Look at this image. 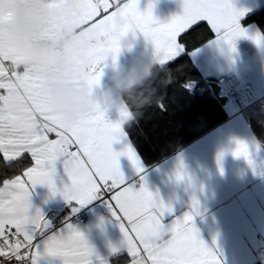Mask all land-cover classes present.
I'll return each mask as SVG.
<instances>
[{
	"label": "snow or ice",
	"instance_id": "6c2138e0",
	"mask_svg": "<svg viewBox=\"0 0 264 264\" xmlns=\"http://www.w3.org/2000/svg\"><path fill=\"white\" fill-rule=\"evenodd\" d=\"M82 3L80 23L87 24L94 35V43L82 61L89 73V86L98 81L101 62L109 55L115 59L120 37L129 30H139L150 40L161 65L184 50L185 45L178 42V36L198 27L201 21H207L216 33L217 42L222 40L230 49L235 37L245 35L239 17L246 9L233 7L231 0H183L182 12L166 23L152 15L150 4L141 11L137 0L113 3L82 0ZM250 38L260 42L258 34ZM0 89L3 93H22L34 108L33 115L20 120L6 105L0 104V153L4 161H15L24 154L30 155L32 161V166L26 167L22 176L5 178L0 185V264L14 261L15 264H35L38 255L35 238L48 227L39 208L30 212V191L37 184L46 185L51 192H60L66 201L80 205L103 198L122 233L121 246L130 258L127 264H221L193 223L195 198L193 211H186L165 225L162 216L165 210L172 212L171 206L160 201L143 182L139 186L126 182L118 155H126L136 172L142 171L130 143L125 142L121 152L112 148V141L125 135L122 123L135 119L126 107L118 111L116 121L107 120L104 110L98 107L72 122L61 121L39 106L34 78L26 71L10 68L9 51L3 48H0ZM159 106L163 109L162 104ZM49 134H55L56 138L51 139ZM230 151L252 165L245 141L234 139ZM221 155L218 153V162ZM58 159L67 180L60 187L54 182ZM175 175L178 180L186 175L182 166ZM43 246L48 254L61 257L62 264H92L88 242L71 223L65 225L63 233L44 238ZM112 251L115 253L117 249L113 247ZM101 264L108 262L101 261ZM114 264H124L123 255L117 256Z\"/></svg>",
	"mask_w": 264,
	"mask_h": 264
},
{
	"label": "crops",
	"instance_id": "0c3cea01",
	"mask_svg": "<svg viewBox=\"0 0 264 264\" xmlns=\"http://www.w3.org/2000/svg\"><path fill=\"white\" fill-rule=\"evenodd\" d=\"M113 2L115 0H110V3ZM182 2L183 0H137V7L143 11L150 4L152 15L158 21L166 23L182 12ZM231 3L237 9H246L239 17L245 35L235 37L233 48L230 49L222 40L217 42L216 33L207 21H203L213 35L190 52L191 58L206 82L223 73H234L242 82H251L259 94H264V33L256 22L243 23L246 16L264 5V0H231ZM7 18L8 14L0 13V22ZM254 33L259 35V43L250 38ZM151 47L150 40L136 30L131 48L121 46L116 59L121 63H128L136 52ZM182 53L184 50L178 56ZM111 60L109 55L101 62V80L106 78ZM226 109L229 115L225 120L152 165H146L126 134L125 122L121 125L125 135L113 140L112 148L121 152L125 142L133 147L142 171L137 173L127 156L120 154L117 160L121 172L126 182L134 186L143 182L160 201L171 206L172 212L165 210L162 216L163 224L167 225L186 211H193L192 200L195 198L197 204L193 212V223L200 237L213 248L221 264H252L256 261L264 264V256L258 251V247L264 245V140L261 141L254 134L250 125L253 120L264 128V103L254 104L235 115L229 104H226ZM104 112L109 121L119 119V113L115 109H105ZM49 135L51 139L56 138L55 134ZM234 139L248 144L252 165L243 157L232 155L230 149L234 146ZM218 153H222L219 162ZM0 155L4 161L3 154ZM30 166L32 161L28 167ZM181 166L186 175L178 180L175 173ZM56 168L54 182L60 187L67 180L59 159L56 161ZM23 171L19 175L22 176ZM29 199L30 212L39 208L45 219L48 210L58 211L63 206H68L71 212L84 209L87 223H68L84 235L91 248L92 264H101V261L113 264L112 258L119 255L126 258L124 264H127L130 258L121 246L122 233L106 204H93V199L82 205L66 201L60 192L53 193L46 185L41 184L33 186ZM66 224L51 230L48 223L44 233L36 236L35 249L38 255L35 257V264H62L61 257L45 251L43 239L51 234L63 233ZM113 247L117 249L115 253L112 251Z\"/></svg>",
	"mask_w": 264,
	"mask_h": 264
},
{
	"label": "clouds",
	"instance_id": "9594fccd",
	"mask_svg": "<svg viewBox=\"0 0 264 264\" xmlns=\"http://www.w3.org/2000/svg\"><path fill=\"white\" fill-rule=\"evenodd\" d=\"M82 9V0H0V13L8 14L0 22V48L9 51V67L34 78L39 106L61 121L72 122L96 107H126L137 115L153 102L150 81L159 65L158 53L152 46L136 52L128 63L115 57L106 78L101 80L100 73L89 86L82 61L94 35L80 23ZM134 36L132 30L122 35L119 48L130 49ZM0 97V104L18 119L33 115L32 103L22 93L9 91Z\"/></svg>",
	"mask_w": 264,
	"mask_h": 264
},
{
	"label": "trees",
	"instance_id": "16d2710c",
	"mask_svg": "<svg viewBox=\"0 0 264 264\" xmlns=\"http://www.w3.org/2000/svg\"><path fill=\"white\" fill-rule=\"evenodd\" d=\"M264 24V5L243 20V23ZM187 33V34H185ZM178 41L185 45L184 53L166 65L157 66L151 78L153 102L138 111L134 120L124 124V130L146 163L152 165L185 143L225 120L229 112L211 93L202 79L190 52L212 37L206 22L185 30ZM190 83H194L190 87ZM198 90L197 94L194 91ZM163 105V109L159 105ZM133 111H135L133 109ZM254 134L264 140V128L251 120ZM31 164L27 154L12 162L0 155V185ZM117 257V256H116ZM116 257L112 258V263ZM124 262L126 258L123 256ZM252 264H262L256 261Z\"/></svg>",
	"mask_w": 264,
	"mask_h": 264
},
{
	"label": "built area",
	"instance_id": "2783aa9c",
	"mask_svg": "<svg viewBox=\"0 0 264 264\" xmlns=\"http://www.w3.org/2000/svg\"><path fill=\"white\" fill-rule=\"evenodd\" d=\"M260 28L264 33V24ZM210 80H214L218 84V94L226 96L225 104H229L233 108L234 115L254 104L264 103V94H259L251 82H242L237 74L223 73ZM0 94H3L2 89H0ZM93 204H105V202L103 198H95L93 199ZM45 216L51 230H55L68 222L79 221L87 223L84 209L71 212L68 206H63L58 211L48 210ZM258 251L264 256V245H260ZM13 264H15V261Z\"/></svg>",
	"mask_w": 264,
	"mask_h": 264
},
{
	"label": "water",
	"instance_id": "95a60500",
	"mask_svg": "<svg viewBox=\"0 0 264 264\" xmlns=\"http://www.w3.org/2000/svg\"><path fill=\"white\" fill-rule=\"evenodd\" d=\"M207 85L209 86V89H210L211 93L218 100V102L221 105H224L225 102H226V96H224V95H221L220 96L218 94V92H219V86H218V84L214 80H209V81H207ZM194 93L197 94L198 93V90H195Z\"/></svg>",
	"mask_w": 264,
	"mask_h": 264
},
{
	"label": "rangeland",
	"instance_id": "374dc122",
	"mask_svg": "<svg viewBox=\"0 0 264 264\" xmlns=\"http://www.w3.org/2000/svg\"><path fill=\"white\" fill-rule=\"evenodd\" d=\"M193 85H194V83H190V85H189V86H190V87H192Z\"/></svg>",
	"mask_w": 264,
	"mask_h": 264
}]
</instances>
